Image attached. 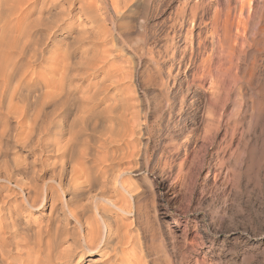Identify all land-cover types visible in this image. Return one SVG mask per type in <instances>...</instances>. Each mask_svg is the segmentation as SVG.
<instances>
[{
  "label": "rangeland",
  "instance_id": "obj_1",
  "mask_svg": "<svg viewBox=\"0 0 264 264\" xmlns=\"http://www.w3.org/2000/svg\"><path fill=\"white\" fill-rule=\"evenodd\" d=\"M185 1L160 0V3L159 0H131L128 6L123 7L118 13L112 12L109 8L102 10L100 19L103 18L101 22H105L108 30L105 29V33L104 31L102 33L104 36L101 35L102 43L94 44L92 39L86 38L87 40L82 39L80 42H76L75 46H72L71 61L73 65L75 63L74 67L77 65V68L71 69L72 77L70 76V78L72 79L68 82L67 90L69 100L67 99V104L63 103L65 105L43 104V100L39 98L42 90L34 87L35 83L31 80L34 76L29 77L30 74L27 75L26 81L30 82L31 80L30 83H33V86L27 87L17 101L21 106L22 104L25 106V111L30 112L22 115L27 120L24 119V125L34 124L35 133L30 140L18 142L19 139L26 138L18 136V132L23 128L17 130L16 121L12 118L7 122V115L2 118L0 122V148L3 150L0 149V160H2L0 166L9 164L6 165L8 166L7 169L6 167L0 168L2 174L0 176L3 178L0 180V186H3L1 193L3 192L2 195H7L8 199H11L14 207L16 203L18 204L19 199V203L22 200L21 191L15 184V179L23 178L22 181L26 184L35 182L38 186L46 182L47 184L41 185L43 187L39 186L41 189L44 187L46 189L51 184H55L56 188L57 182L52 180L56 178L53 174L55 175L57 172L53 166V161L56 159V148L51 142H53V138L62 137L64 133L67 137H75V135L78 137L74 138L73 149L67 148L65 152L67 157H63L64 160L68 159L65 160L68 164H72L84 149L90 150L92 153H99V156L106 155L109 147L105 148L106 145L103 146L105 144L103 142L104 133L110 131L108 113L103 114V116L96 113L84 115L83 111H86L83 107L85 104L84 96H88L97 90L99 94L102 93L101 96L105 102L109 99L108 102L112 103L117 99L116 101L120 105L119 99L126 100L129 98L126 95L130 94L132 97L130 96L129 101L131 100L132 104L135 103L133 105L135 108L132 110L137 109L140 113L138 115L142 117H138V120L140 119L137 121L139 127H137L134 138H130V144L121 146L117 153L122 154V157L123 152L127 153L131 150L132 153H125L126 157L123 158L118 155L119 159L110 166L111 169H108L109 173L113 175L119 174L120 171L127 172L124 178H126V182L129 180L127 183L131 186L134 185L136 190V192L133 191L135 207H133L132 216H121L126 220V224L132 222L129 231L124 228L128 231L125 234L126 242L123 245L124 260L127 264H264V127H262L264 122L252 121V112H247L248 115L243 114L246 107L243 109L237 104L242 95H234L229 101L224 94L225 96L222 95L214 101L215 103H211L207 99L209 92H211L208 89L209 86L205 89H196L195 87L193 88L194 93L190 92L186 97L180 95L186 90L185 79L190 73L188 69L178 68V55L181 49H175V53L172 54L169 46L173 42L175 43L173 45H184V41L178 36V33L173 36L172 24L174 19L181 15V8ZM206 1H210L212 7L215 8L221 0ZM236 1L231 0L233 6L236 5ZM248 1L253 8L263 6L261 8L264 10V0ZM97 2L106 7L105 0H97ZM250 11L252 12V10ZM86 23L88 27L90 22ZM77 26L78 22H75L74 29ZM95 27H92L95 31L100 30L98 26ZM75 34V32L72 33V35ZM87 34H90V31ZM259 40L261 43L254 44L249 53L250 55L255 54L259 63L254 69V76L264 79V35L262 37L261 35L257 36V41ZM69 41H73L72 38ZM104 42L106 43L105 46ZM194 42L196 43L197 40L195 39ZM44 48L41 66H46L48 61H52L54 58L53 50L57 47L53 42H50L49 45H44ZM95 53L102 55L106 53L104 58L107 59L102 63L99 62L97 67L100 69L99 72L92 73L93 70L90 71L88 66L93 61L92 56ZM24 63H27V60H24ZM171 64H174L172 69L173 81L171 79V83L167 87L164 80H167V76L171 72ZM24 69L26 68H22V74L25 72ZM261 69L263 70L261 71ZM122 71L124 72L122 73ZM41 76L43 78V74ZM46 76L49 77L47 73ZM263 82L253 92L254 96L261 101H264ZM95 83L96 85L93 86ZM99 84L100 87H98ZM87 89L88 94H84V92L87 93ZM101 90L103 92L107 90V92L103 93ZM130 90L133 92L131 93ZM244 93H249V90L245 89ZM168 96H170V100L166 99ZM247 97L249 99L250 96L246 95L245 100ZM256 98L254 97V99ZM108 102L104 103L99 110L103 106L109 105ZM137 103L140 104L139 107L136 105ZM172 106L176 116L175 120L169 116ZM141 109L143 113L139 111ZM235 109L236 112H234ZM35 113L36 115L40 113L39 116L37 115L40 121L39 125L42 123L40 126L34 122L35 120L38 122L35 119L37 118ZM105 116L107 118H104ZM233 116L235 117L233 118ZM33 117L35 118L32 120ZM82 119L83 121L86 120L83 122ZM236 120L237 122L234 123ZM7 123L9 124L5 125ZM75 131L76 133H74ZM138 131L140 132L139 135ZM79 132L80 134H78ZM229 132H232V135ZM58 133L59 135H57ZM13 134H17L19 139H16ZM34 138H38L35 139L36 142H33ZM2 139L5 141L3 142ZM25 141H28L29 145ZM88 144L93 147L90 148ZM96 144L102 145V148L96 147ZM129 146L131 147L129 148ZM97 148L101 152H97ZM39 157L44 159L41 160ZM17 158L18 162H22H20L21 164H18ZM121 158L122 160H120ZM7 159L12 160L11 163L5 161ZM19 159L21 160L19 161ZM12 162L15 165H12ZM10 164L14 168H9ZM7 171L9 174L4 175ZM31 175L34 178L30 177ZM4 176L6 177L4 178ZM63 188L65 194L60 188L59 194H61L58 198L65 202L71 194L66 191L65 187ZM10 193H13L12 196L8 195ZM50 208V202H48L39 211L32 209L20 212L17 214L20 215L21 219L19 224L25 225L24 218H29L27 220L30 221L31 226L47 221ZM128 218L130 219L128 220ZM70 219L71 224H74V220L71 217ZM81 264H88L87 259Z\"/></svg>",
  "mask_w": 264,
  "mask_h": 264
},
{
  "label": "bare ground",
  "instance_id": "obj_2",
  "mask_svg": "<svg viewBox=\"0 0 264 264\" xmlns=\"http://www.w3.org/2000/svg\"><path fill=\"white\" fill-rule=\"evenodd\" d=\"M129 1L131 0H105L106 7H103L98 4L97 0H0V122L2 118L7 115V122L12 118L16 121L17 130L23 128L18 132V136H24L26 138L19 139L16 136L17 134H13L16 139H19L18 142H20V140H30L35 133L33 130L34 124L24 125V119L26 120V118L22 115H26L30 112L25 111V106H23V104L21 106L17 101L27 87L29 88L33 86V83H30L31 80L35 83L34 87H38V89L42 90L39 98L43 100V104L54 106H58V104L65 105L63 103L67 104L68 82L72 79L70 78L72 75L71 69H74L75 67L77 68V65L74 67L75 63L73 65V62L71 61L72 46L76 42H80L82 39L87 40L88 38L92 39L94 44L102 43L101 40L103 38L101 35H103V31L105 33L106 29L105 22H101V19L103 18L100 19L101 12H103L102 10L109 8L112 12L114 11L118 13L123 7L128 6ZM249 2L250 1L248 0H238L236 1V5L233 6L231 0H221L218 2L217 6L213 8L210 1L186 0L182 5L181 15L175 18L172 24V31L174 32H172L174 34L173 36H176L178 33V36L183 39L184 45H173L175 44L173 42L169 48L171 49L170 51L172 54L175 53V49H181V52L178 55V68L180 69L183 67L185 70L188 69V72L190 73L185 79L187 86L186 90L180 94L182 97H186L190 92L194 93L193 88L195 87L196 89H205L207 86H209V88H207L211 91L209 92L207 99L211 101V103L222 97L224 94H226L229 101L234 95H242L241 98L239 97L240 99L237 104H239L240 108L244 109V107H246V111L243 112V114L246 115L247 112H252V121L264 122V101L258 100L253 93L254 89H257L264 79H262L263 77L257 78L254 76V69L259 63L255 54L250 55L249 53L254 44L261 43L260 40L257 41V36L261 35L262 37L264 35V10H262L263 6L260 5V7H256V9L253 8ZM155 7L157 6L155 5ZM250 10H252V12ZM83 21L85 22L82 23ZM75 22H78L76 29H74ZM86 22H90L88 27ZM95 26H98L100 30L95 31L92 28ZM177 30L178 32H176ZM88 31H90V34H87ZM74 32L76 34L72 35ZM92 35L94 37H91ZM71 38L73 41H69ZM195 39L197 40L196 43L194 42ZM50 42H53L55 47H57L53 50L54 58L52 61H48L47 65L45 64L46 66H41V63H43L42 56H44L43 51L45 50L43 47L44 45H49ZM105 44L106 43L104 42V46ZM89 49L87 50L89 51ZM87 50L86 52H88ZM99 55L102 54L95 53V55L92 56L94 58L93 61L91 64L89 63L90 65L88 68L90 71L93 70L92 73L99 72L100 69L97 68L99 62L102 63L107 59L104 58V55ZM24 60H27V63H24ZM259 62L261 63L262 61L259 59ZM24 67L26 69H24L25 72L22 74V68ZM173 68L174 64H171V72L169 71L170 73L169 76H167V80H164L167 87H169L171 83L170 80L172 79ZM262 70L263 69H261V71ZM123 72L124 71H122V73ZM46 73L50 78L46 76ZM42 74L44 79L41 76ZM27 75L29 77L34 76V78H31L30 82H27ZM260 75L262 76V73ZM118 82L120 83V81ZM95 85L96 83L93 86ZM98 87H100V84ZM88 89L87 93L84 92V94H88ZM245 89L249 90V93H244ZM259 90L260 89H258V91ZM96 91L97 90L88 96H84L85 104L83 107H85L86 111H83V113L84 115H92L96 113L97 115L102 116L103 114L106 115L105 113H108L107 117L108 122L110 123L108 128L110 131L104 133L103 142L105 143L103 146L106 145L105 148H107V146L109 147L106 151L107 154L103 156L100 153L102 156H99V153H92L90 150L87 151L84 149V151L80 153V156H78L75 161L73 160L74 162L72 164H68L66 162L68 159H65V161L63 157L65 156L67 148L73 149L75 144L74 138L76 135L75 137H67L65 136V133L64 135L61 133L63 135H61L62 137L53 138V142H51L56 148V159L53 161V166L57 172L55 175L53 174L56 178L52 179L57 182L56 188L54 186L55 184H51L48 185L46 189H44L45 187L41 189V187H43L41 185L46 182L41 183V185H39L41 187H39L35 182L33 184H26L22 181L23 178L21 177L22 179H19L18 176L16 177L18 179H15L14 182L20 188L22 200L21 203H19V199L18 204L16 203L13 207L11 199H8L9 197L7 195H2L3 192L1 193V187L3 188V186H0V264H81L86 259L88 264H127L124 260L123 245L126 242L125 234L130 230L129 227L132 222L131 224H126V220L121 216H132L133 207H135L133 193L135 188L133 187L134 185L131 186L127 183L129 180L126 182V178L124 177L127 172L120 171L118 172L119 174L113 175L109 173L110 171L108 169L117 159H119V157H122V154L119 155L117 150L123 145L130 144V138H134V135L137 133V127H139L137 121L140 120H138V117L140 116L138 114L140 113L137 109L132 110V108H135V106L133 107L135 103L132 104L133 102L131 103V100L129 101L132 97L130 94L126 95L129 96L128 99H126L127 97H124L126 100L118 98L120 105L116 101L117 99L112 103L108 102V99L107 102L110 104L103 106V108L99 110L102 105L107 102H105L104 98L101 96L102 93L99 94V91ZM105 91L107 92V90ZM246 95L250 96L249 99L247 97V100L244 98ZM253 96L256 99H254ZM166 99L170 100V96ZM249 102L251 103L250 105L248 104ZM136 105H138V103ZM64 107L66 108V106ZM170 108L169 116L175 120L176 116L173 113V106ZM255 108H257L256 111ZM139 111L142 112V109ZM234 112H236V109ZM37 115L39 116L40 113ZM37 115L35 113L36 117ZM94 116L93 118L95 119ZM82 117L83 116L81 115V118ZM107 117L105 116L104 118ZM234 117L235 116H233V118ZM34 118L35 117H33L32 120ZM35 119H37L38 122L36 120L34 122L39 125L40 121L38 117ZM54 122L56 123V121ZM235 122H237V120L234 121V123ZM238 123H240V121H238ZM8 124L9 123L5 125ZM47 124L49 125V123ZM40 125H42V123ZM232 126L234 128V124ZM104 127L107 128L106 126ZM262 127L264 126L262 125ZM76 131L74 133H76ZM78 134H80V132ZM139 134L140 132L138 135ZM57 135H59V133ZM35 139L38 138H34L33 142ZM4 141L5 140H3V142ZM25 142L28 143V141ZM37 143L36 145H38ZM6 146L5 148L7 149ZM82 146L84 147V144ZM2 147L4 146L2 145ZM89 147L92 148L93 146L91 147L90 145ZM96 147L102 148V145L96 144ZM130 147L131 146H129V148ZM42 151L44 152V150ZM98 151L97 148V152ZM130 152L125 153L130 154ZM125 153L123 152L124 155ZM124 155L123 157H126V155ZM65 157H67V155ZM122 158L120 160H122ZM9 159L5 161H12ZM21 159H19V161ZM39 159L41 158L39 157ZM16 160L18 162V158ZM1 161L2 160H0V162ZM20 162H18V164ZM33 163L35 164V162ZM30 164L33 166L32 162ZM6 165L3 166L2 164V167H6L7 169L8 166ZM12 165L15 164L13 163ZM2 167L0 166V168ZM10 167L11 164L9 168ZM24 172L25 170L23 171V174ZM8 174L9 172L7 171L4 175ZM5 177L6 176H4V178ZM30 177L33 176L31 175ZM0 180H3L1 176ZM58 187L63 189V193V187H65L66 191L71 194L70 198L65 201L66 203L60 201V198H58L61 194H59L61 190L60 188L58 190ZM9 191L10 190L8 189V192ZM134 192H136V190ZM12 194L10 193L8 195L12 196ZM48 202H50L51 210L49 214L47 213L49 215L47 221L31 226L29 223L30 221L27 220L29 218H24L25 225L19 224L21 219L20 215L17 214L32 209H37L39 211L43 209ZM69 216L74 220V224H71ZM129 219L130 218H128V220ZM124 228H127L128 231L124 230ZM81 237L83 238V241Z\"/></svg>",
  "mask_w": 264,
  "mask_h": 264
}]
</instances>
